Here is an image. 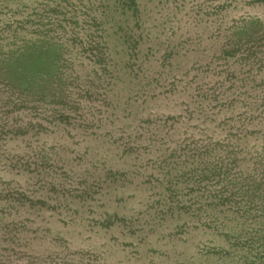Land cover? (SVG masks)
I'll return each instance as SVG.
<instances>
[{
  "label": "rangeland",
  "instance_id": "rangeland-1",
  "mask_svg": "<svg viewBox=\"0 0 264 264\" xmlns=\"http://www.w3.org/2000/svg\"><path fill=\"white\" fill-rule=\"evenodd\" d=\"M0 264H264V0H0Z\"/></svg>",
  "mask_w": 264,
  "mask_h": 264
}]
</instances>
